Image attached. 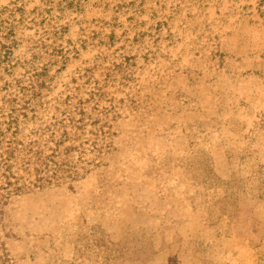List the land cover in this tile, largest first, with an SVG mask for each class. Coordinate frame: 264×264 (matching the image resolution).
<instances>
[{"label":"rangeland","instance_id":"1","mask_svg":"<svg viewBox=\"0 0 264 264\" xmlns=\"http://www.w3.org/2000/svg\"><path fill=\"white\" fill-rule=\"evenodd\" d=\"M9 94L112 133L83 178L2 206L10 264H264V0H0Z\"/></svg>","mask_w":264,"mask_h":264},{"label":"trees","instance_id":"2","mask_svg":"<svg viewBox=\"0 0 264 264\" xmlns=\"http://www.w3.org/2000/svg\"><path fill=\"white\" fill-rule=\"evenodd\" d=\"M35 76L36 84L38 74ZM32 88L22 89V96ZM9 95L0 107V216L12 195L86 176L101 164L103 154L111 148L112 136L106 108L87 110L82 102H65L56 108V114L35 123L38 116L34 108ZM30 121L32 126L26 127ZM259 127L264 129V118ZM10 263L4 250L0 251V264Z\"/></svg>","mask_w":264,"mask_h":264}]
</instances>
